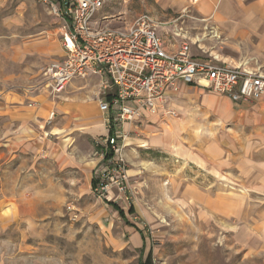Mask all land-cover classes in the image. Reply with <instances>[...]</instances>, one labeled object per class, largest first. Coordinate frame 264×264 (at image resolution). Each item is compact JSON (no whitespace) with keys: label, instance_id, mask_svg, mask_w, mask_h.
<instances>
[{"label":"rangeland","instance_id":"obj_1","mask_svg":"<svg viewBox=\"0 0 264 264\" xmlns=\"http://www.w3.org/2000/svg\"><path fill=\"white\" fill-rule=\"evenodd\" d=\"M53 5L55 0H0V77L8 75L25 88L35 86L48 95L44 68L58 55L36 50L50 47L60 54L61 17ZM142 14L157 19L160 15L152 0H105L93 21L116 28ZM205 23L202 30H180L177 36L182 40L169 41L177 45L187 42L194 57L220 61L223 35ZM168 33L176 36L174 31L163 30L164 35ZM26 44L35 47V52L28 50L22 57ZM240 65L261 67L255 56L244 57ZM89 76L96 78L98 91L99 77ZM82 80L87 79L70 82ZM3 87L11 90L18 86L8 78ZM203 118L209 120L204 126H174V150L147 154L130 150L127 158L129 135L125 132L126 192L119 194L118 200L124 209L134 206L135 214L127 216L129 222H136L143 232L149 230L143 250L129 241L124 220L90 191L88 163L83 165L85 170L62 171L48 163L39 165V170H0V264H264V256H246L233 243L227 224H235L234 220L178 204L188 186L228 199L239 200L243 192L249 202L262 197L241 187L239 162L245 146L239 123L230 116ZM44 123V129L49 127L50 122ZM99 142L80 151L75 141L71 154L82 164L90 163L99 155L95 147ZM12 162L18 164L19 160ZM254 210L250 208L249 214ZM147 252L151 255L144 259Z\"/></svg>","mask_w":264,"mask_h":264},{"label":"crops","instance_id":"obj_2","mask_svg":"<svg viewBox=\"0 0 264 264\" xmlns=\"http://www.w3.org/2000/svg\"><path fill=\"white\" fill-rule=\"evenodd\" d=\"M152 1L159 10V19L148 15L159 24L157 34L166 50L178 49L179 45L169 41V38L182 40L177 36L180 35L178 31H200L203 23L207 22L205 25L208 28L222 33L224 38V51L219 54V62L238 66L244 57L255 56L262 67L259 69L264 72V0ZM163 30L174 31L176 36L172 38L169 33L164 35ZM26 45L22 46V57L28 50L35 52V47ZM59 48L60 54L59 50L53 51L50 47L37 49L36 53L58 55L57 58L50 59V63L62 58L61 46ZM20 50H17V55ZM213 54H217V51H213ZM1 60L0 58V62ZM14 63L17 64L15 60ZM8 78L18 86L16 89L6 90L3 87L6 86ZM84 79L87 80L69 82L59 94L51 96L35 86L25 88L8 75L0 77V170H39V165L43 166L45 163L62 171L70 168L85 170L83 165L88 163L91 170L90 191L106 207L112 209L118 218L124 220L129 241L134 247L143 250L146 244L145 235L149 230L147 228L148 231L143 232L136 222H129L127 216L135 214L134 206L129 205L124 209L119 206L120 196L114 197L110 194L99 197L96 193L99 180L97 173L111 158L106 152L104 140L112 131V127L107 124L106 114L99 109L98 91L94 85L96 78L89 76ZM176 85L178 89L169 90L164 103V108L174 110L176 116L158 111L156 114L145 113L136 120L138 122L119 124L120 131L129 135L125 142L126 157L132 153L130 150L137 153L142 151L144 154L165 149L174 150L177 148L173 141L174 126H204L209 120L203 117H232V121L239 123L244 132L241 141L245 149L239 162L241 187L246 193L249 190L255 191L262 197L249 202L247 197L244 198L243 192L239 195V200L235 197L232 199L231 196L228 199L227 196L210 194L188 186L178 198V204L188 210L199 207L203 213L234 220L235 224H227L233 243L246 256L263 257L264 102L257 100L237 104L227 96L217 94L197 83L187 84L176 80ZM51 111L54 116L49 127L47 125L44 129V121ZM75 141L78 146H74L80 151L86 149L87 144L100 141V145H95L99 149L98 157L90 163L79 162V159L71 154ZM13 159H18V164L13 163ZM9 201L10 198L5 200L6 203ZM250 208H255L251 214ZM147 253L144 259L151 255L150 252Z\"/></svg>","mask_w":264,"mask_h":264},{"label":"built area","instance_id":"obj_3","mask_svg":"<svg viewBox=\"0 0 264 264\" xmlns=\"http://www.w3.org/2000/svg\"><path fill=\"white\" fill-rule=\"evenodd\" d=\"M55 1L54 12L61 17L63 54L45 66V87L55 96L74 78L95 75L100 79L97 102L112 131L104 140L111 158L98 175L99 197L126 192L122 149L127 135L119 124L136 121L145 113L174 115L164 103L169 90L178 89L176 80L197 83L237 104L264 102V72L259 68L196 58L187 42L168 51L157 34L158 24L148 14L122 27H101L93 20L105 0ZM53 116L51 111L45 122Z\"/></svg>","mask_w":264,"mask_h":264}]
</instances>
